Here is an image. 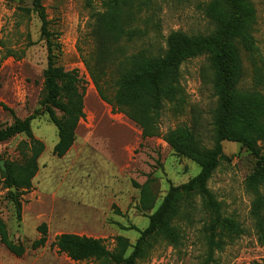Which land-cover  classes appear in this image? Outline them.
Wrapping results in <instances>:
<instances>
[{"label":"rangeland","instance_id":"1","mask_svg":"<svg viewBox=\"0 0 264 264\" xmlns=\"http://www.w3.org/2000/svg\"><path fill=\"white\" fill-rule=\"evenodd\" d=\"M210 1L144 0L141 5H135L127 23L137 33L131 40H125V52L130 54L142 48L160 52L166 37L176 30L209 33L214 29L206 13ZM105 2L42 0L52 40L59 44L57 63L67 70L77 69L81 78L85 117L78 124L74 144L62 157L53 153L59 137L48 115L32 120V132L44 142L45 149L38 158L32 187L20 197L21 218L8 195L9 189L0 183V217L7 224L11 240L25 244L30 255L53 264H94L92 260L76 262L63 253L57 255L52 242L65 232L102 238L110 249L114 248V238L119 234L134 244L169 188L187 182L201 169L192 159L177 155L161 136L143 138L142 129L132 119L114 110L99 96L84 59L94 49L90 36L92 13L104 11ZM252 2L256 8L253 34L257 50L252 55L242 53L239 88L264 93V85H256L254 79L256 66H264V0ZM41 25L34 0H0V124L3 126L11 124L14 116L24 118L42 107L48 49L46 39L41 36ZM180 72L183 90L176 99L166 102L160 118L161 131L186 125L195 130L204 145L211 147L217 105L214 69L206 55H199L184 61ZM106 92L111 95L113 88L109 85ZM22 141H28L24 133L0 142V160L4 159V163L21 160ZM259 147L264 155V140L259 141ZM223 151L226 157L220 160L208 186L222 203L224 213L237 218L244 231L218 251L210 264L264 263V248L257 242L250 215L253 194L246 186L258 158L235 141H224ZM1 177L0 167V180ZM148 178L154 180L157 200L153 209L140 210V188L134 181L142 184ZM261 191L264 193V185ZM189 208V216H184L188 214L184 211L175 220L182 235L180 243L173 245L159 239L139 260L140 264H199L206 257L208 217L200 198ZM41 223L47 224V241L33 249L31 243L41 236L38 230ZM0 248L8 251L1 242Z\"/></svg>","mask_w":264,"mask_h":264},{"label":"trees","instance_id":"2","mask_svg":"<svg viewBox=\"0 0 264 264\" xmlns=\"http://www.w3.org/2000/svg\"><path fill=\"white\" fill-rule=\"evenodd\" d=\"M144 0H106L104 11L92 13L90 36L94 49L84 59L90 76L101 99L123 112L141 129L142 137L161 136L177 155L187 157L200 165V171L187 182L172 185L158 207L149 215V224L140 231L134 244L123 235L115 236V246L110 249L102 238L77 233H61L52 245L58 253H65L74 261L92 260L94 264H140L159 239L173 245L180 243L182 235L175 220L200 198L202 209L208 219L205 226L206 257L199 264H210L215 255L244 229L234 216L226 215L222 203L209 188L208 182L220 160L226 157L224 141H235L249 149L257 158V164L246 179V186L253 194L250 215L259 245L264 248V155L259 141L264 140V93L258 90H243L239 83L243 75L242 53L251 55L257 50L254 25L256 8L252 0H211L207 16L214 23L209 33L188 34L172 31L166 37L165 47L160 52L142 48L126 53L125 40L137 33L129 27L127 19L135 5ZM34 9L41 19V36L46 39L48 63L44 69V98L42 107L24 118L14 116L6 126L0 124V142L24 133L28 141L19 144L21 160H6L0 183L8 188L18 218H21V195L32 187V179L38 171V158L45 144L32 132V120L47 114L58 130V141L53 153L64 156L76 138V129L85 117L84 95L77 69L67 70L57 63L59 44L52 40L49 20L42 0H34ZM124 41V42H123ZM10 52V51H9ZM7 52V54L9 53ZM6 54V55H7ZM206 55L214 69L213 84L217 105L213 113L214 143L203 144L192 128L180 125L162 133L160 118L167 101H172L182 92L181 64L189 58ZM2 57H0V67ZM255 82L264 85V66H256ZM112 83V85H111ZM109 85L111 95L106 92ZM4 107L14 112L11 108ZM152 178L134 185L140 188V210L155 207L157 193ZM15 187L13 191L11 188ZM41 236L31 243L33 249L44 246L47 241V224L38 226ZM0 242L14 255L22 256L27 251L25 244L14 242L9 236L6 222L0 217ZM132 250L129 252V248ZM253 264H264L255 261Z\"/></svg>","mask_w":264,"mask_h":264},{"label":"crops","instance_id":"3","mask_svg":"<svg viewBox=\"0 0 264 264\" xmlns=\"http://www.w3.org/2000/svg\"><path fill=\"white\" fill-rule=\"evenodd\" d=\"M55 251L57 255H59L56 247H55ZM40 259L41 258H39V256L35 254L30 255L27 251L22 256H16L12 254L9 250L5 252L3 249L0 248V264H53L51 262H45ZM76 262H79V261H76Z\"/></svg>","mask_w":264,"mask_h":264},{"label":"water","instance_id":"4","mask_svg":"<svg viewBox=\"0 0 264 264\" xmlns=\"http://www.w3.org/2000/svg\"><path fill=\"white\" fill-rule=\"evenodd\" d=\"M0 167L3 169V170H6V166H5V163H4V159H1L0 160ZM13 191H15V187H12L11 188Z\"/></svg>","mask_w":264,"mask_h":264},{"label":"bare ground","instance_id":"5","mask_svg":"<svg viewBox=\"0 0 264 264\" xmlns=\"http://www.w3.org/2000/svg\"><path fill=\"white\" fill-rule=\"evenodd\" d=\"M92 94V93H91Z\"/></svg>","mask_w":264,"mask_h":264}]
</instances>
